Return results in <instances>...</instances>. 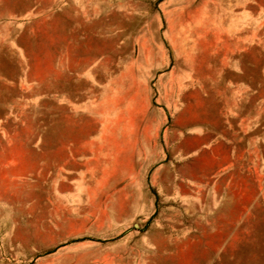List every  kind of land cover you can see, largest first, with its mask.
Wrapping results in <instances>:
<instances>
[{
  "label": "rangeland",
  "instance_id": "obj_1",
  "mask_svg": "<svg viewBox=\"0 0 264 264\" xmlns=\"http://www.w3.org/2000/svg\"><path fill=\"white\" fill-rule=\"evenodd\" d=\"M0 264H264V0H0Z\"/></svg>",
  "mask_w": 264,
  "mask_h": 264
}]
</instances>
